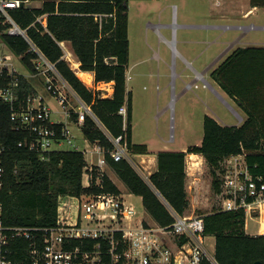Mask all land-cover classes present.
I'll use <instances>...</instances> for the list:
<instances>
[{
  "label": "trees",
  "instance_id": "obj_1",
  "mask_svg": "<svg viewBox=\"0 0 264 264\" xmlns=\"http://www.w3.org/2000/svg\"><path fill=\"white\" fill-rule=\"evenodd\" d=\"M36 1L20 0V6L6 7L9 16L25 35L9 33L13 24L0 10L2 41L32 74L38 72L35 63L39 54L36 50L41 52L81 99L91 106L111 136L124 134L130 153L149 154L147 144H138L132 139L133 98L127 87L131 0H44L40 6L33 4ZM251 3L253 7H264V0H251ZM63 41L71 42L81 70L94 72L96 84L113 81L111 96H103L100 89L90 88L82 81L64 57ZM211 76L246 117L240 125H222L214 117L206 115L201 144L191 145L187 151H158L157 168L149 175V182L128 160L115 161L110 156L108 151L113 148V143L92 116L88 115L82 125L84 136L105 149L107 164L130 193L142 197L145 210L162 226L174 222L162 198L181 215L189 209L187 154H200L206 159L216 194L221 191V162L229 155L245 150L248 162L259 164L258 168L252 166L253 171L264 172V46L236 48L212 70ZM9 82L6 74L0 78L1 86ZM17 91L21 101L27 95L37 93L24 75H20ZM124 104L128 106L126 129L124 117L119 113ZM11 114V105L0 101V138L6 146L2 156L4 173L0 200L6 225H55L58 197L63 194L121 193L105 172L101 175L103 187L96 185L100 176L96 166L90 171L91 186H84V173L89 168L82 150L53 149L47 160H41L38 153L20 146L19 142L24 141L28 133L15 128ZM76 116L72 113L71 117L77 120ZM64 125L60 122L55 126L60 130ZM203 218L205 234L215 238L214 255L219 264H253L256 261L264 264V234L254 236L246 232L244 211L214 207ZM28 245V241L20 240L12 257L16 261L21 260ZM202 264L211 263L204 260Z\"/></svg>",
  "mask_w": 264,
  "mask_h": 264
},
{
  "label": "built area",
  "instance_id": "obj_2",
  "mask_svg": "<svg viewBox=\"0 0 264 264\" xmlns=\"http://www.w3.org/2000/svg\"><path fill=\"white\" fill-rule=\"evenodd\" d=\"M20 5V0H0V10L13 24L8 31L11 34H20L21 29L9 16L6 7ZM251 12L248 11L245 16ZM237 27L245 32L264 30V25ZM36 51L39 54L35 63L38 72L31 75L44 77L46 91L56 97L66 121L75 113L77 123L82 127L86 117L92 116L113 143V148L108 151L110 156L115 161L126 159L132 163L125 135L111 136L94 115L91 106L81 99L55 66ZM39 59L45 63H39ZM11 60L10 55L0 57V78L5 74L10 78L7 85H0V101L11 105L15 128L28 133L19 145L38 153L41 160H47L48 153L55 149L56 144L68 142L73 145L74 134L66 122L60 130L57 129L55 125L62 121L53 120L54 109L39 93L29 94L23 101L20 100L17 89L22 74ZM45 64L48 68L42 69ZM131 78L127 73V81ZM119 113L124 117L126 129L128 106L124 104ZM5 151L6 146L0 138V186ZM96 151L100 154L96 165L88 167L89 171L84 173L83 184L86 187L92 184L90 171L94 170V166L100 173L96 185L103 187L101 175L107 164L105 149L98 144ZM252 166L258 168L259 164L251 165L245 150L225 157L221 162V191L217 197L220 209L244 211L245 229L249 221L256 222L258 230L254 236H257L264 234V172H255ZM164 203L174 218L168 226L158 224L144 210L150 221L146 219L144 212H138L122 193L63 194L58 197L56 224L30 227L6 225L0 200V264H202L204 260L219 264L214 252L208 248L203 216L181 215L166 201ZM20 240L28 241L29 245L24 250V257L16 261L12 256Z\"/></svg>",
  "mask_w": 264,
  "mask_h": 264
},
{
  "label": "rangeland",
  "instance_id": "obj_3",
  "mask_svg": "<svg viewBox=\"0 0 264 264\" xmlns=\"http://www.w3.org/2000/svg\"><path fill=\"white\" fill-rule=\"evenodd\" d=\"M43 1L38 0L33 4L39 6ZM251 8V0H224L221 4H216V0L130 1L128 35L129 74L132 80L127 83V87L133 98V142L147 144L155 153L161 150H182L187 146L201 144L206 115L220 117V121L226 125L243 122L246 116L236 103L224 96L230 107L226 103L224 105L207 87L211 84L220 91L212 80L211 72L222 62L214 63L229 43L237 41V47L264 44V30L245 32L237 27L264 25V7H257L251 15L245 16ZM228 25L232 27L227 28ZM173 40L175 43L172 47L169 42ZM11 52L0 36V57L11 55ZM11 57L14 66L23 74L26 73L20 58L14 54ZM38 62L45 63L41 59ZM209 65L211 67L206 71ZM46 68L47 64L42 66V69ZM194 69L199 73L196 78L197 72ZM29 80L54 109L53 120L66 121L56 97L46 91L44 77H29ZM87 85L104 93L111 88L110 84L95 86L93 81ZM74 131V145L65 142L55 147L74 150L78 146L82 151L94 148L90 141L85 140L81 129ZM88 156L91 161L92 157ZM130 157L135 168L149 182V173L142 166L139 167L136 154L130 153ZM199 164H194V167L200 175V192L204 196L205 206L199 208L191 205L185 213L188 215L203 216L219 204L217 194L212 189L213 177L209 164L205 158ZM111 177L138 212H144L142 197L131 194L118 176ZM144 217L149 220L145 212ZM246 228L248 234L254 235L258 224L251 220ZM208 241V248L213 252L214 239Z\"/></svg>",
  "mask_w": 264,
  "mask_h": 264
},
{
  "label": "crops",
  "instance_id": "obj_4",
  "mask_svg": "<svg viewBox=\"0 0 264 264\" xmlns=\"http://www.w3.org/2000/svg\"><path fill=\"white\" fill-rule=\"evenodd\" d=\"M221 2H224V0H216V4H221ZM224 4V3H222ZM40 6V5H39ZM257 9V7H253L251 9H249L248 11H252L251 14L253 13V11ZM247 11V12H248ZM250 14V15H251ZM214 27H217V26H214ZM224 28V26H221ZM226 29V28H225ZM4 43V42H3ZM218 44H220V42L218 41L217 42ZM225 44V42H221V44ZM5 44V43H4ZM239 44V42H232V43H229L225 48L224 50L221 52V54L218 56V58L216 59V61L214 63H217L219 62L220 60L221 61H224L237 47V45ZM61 46L63 47L64 49V52H65V59L70 63L71 67L76 71L77 75L83 79L80 74L81 73H88L91 75L92 77V81L93 83L95 84V86H97L98 84H110L111 85V88L108 89V96H111L113 94V91H114V86H113V81L112 82H101V83H98L96 84L95 83V76H94V72L92 71H82L81 68H80V61L78 59V57L76 56V54L74 53L73 51V48L71 46V42L70 41H63L61 42ZM251 46H264V44H256V45H252ZM246 47V46H245ZM238 48V47H237ZM14 53L11 52V55L12 56ZM15 55V54H14ZM16 56V55H15ZM211 65H209L207 68H206V71L210 69ZM27 70V69H26ZM129 71H131V66L129 67L127 73H129ZM195 72H197L196 69H194ZM22 75H24L26 78L29 79V77H36V76H32L28 70L26 73H22ZM196 74H199L198 72L195 73V78H196ZM41 77H43L42 75H39ZM194 78V80H195ZM132 80V78H131ZM212 80L216 83V85L218 86V88L220 89V91H217L211 84L207 87V88H210L215 94L216 96L223 102V104L225 105V103L229 106V103L228 101L226 100V98L224 96H227L230 100H232L234 103L235 101L228 95L226 94L222 89L221 87L219 86V84L212 78ZM129 83V81L127 82ZM87 84V83H86ZM88 86V85H87ZM211 86V87H210ZM205 87V86H203ZM36 88V87H35ZM37 90V93H39L38 89L36 88ZM223 95H222V94ZM40 94V93H39ZM106 93L103 92V96H105ZM44 97V96H43ZM45 98V97H44ZM45 102L46 103H49L47 101V99L45 98ZM230 107V106H229ZM174 116V115H173ZM212 117H214L216 120H218L219 123H221L222 125H226L227 123H224V122H221L220 121V117L217 118L215 115ZM244 120V119H243ZM62 122H66L68 124V126L71 128L72 130V133L74 134V139L76 137V133H75V129H81L82 130V127L77 123V120H73L72 118L69 119L68 121H62ZM240 122V121H239ZM241 123H236V124H231V125H240ZM104 130V129H103ZM105 131V130H104ZM106 133V132H105ZM107 134V133H106ZM84 137V135H83ZM85 140L87 139L86 137H84ZM88 140V139H87ZM89 141V140H88ZM92 143V142H91ZM63 143H59V144H56V145H62ZM94 148L91 149V150H83L84 153H85V156H86V159H87V162H88V167L90 166H93L94 164L96 165L97 163V160L100 156V154L97 153L96 149L98 148V144L97 143H92ZM55 145V146H56ZM74 145V144H73ZM197 145V144H196ZM148 148H149V154H136L137 158H138V161L140 163V166L139 167H143V169L147 170L149 175L154 171L156 170L157 168V158H156V153L154 152L153 149L150 148L149 145H147ZM55 149H58L57 147H54ZM75 149H79L78 146H76ZM169 149V148H168ZM188 149V146L183 148L182 150H172V151H187ZM80 150V149H79ZM90 155L92 157V160L89 161V156ZM196 159V160H195ZM204 159V157L200 154H194V153H191V154H187V192H188V197H189V201H190V206L192 205L193 207H196V206H199V208H203L205 206V202H204V199L201 195V192H200V175L197 173V171H195V165L194 164H197V166H200V161H202ZM200 160V161H199ZM94 161V162H93ZM195 161V162H193ZM133 165V167L135 168L134 166V163L132 162L131 163ZM136 169V168H135ZM137 170V169H136ZM138 171V170H137ZM104 172L111 178V180L114 182V180L112 179L111 175H115V176H118L115 171L112 169V167L108 164H106L104 166ZM139 172V171H138ZM140 174V173H139ZM115 183V182H114ZM119 188V186H118ZM132 194V193H131ZM190 195V196H189ZM192 200V201H191ZM194 201V202H193ZM197 202V203H196ZM202 204V205H200ZM189 206V208H190ZM210 238H213L214 239V244H213V252H214V249H215V238L213 236H208V240ZM209 242V241H208ZM210 245V244H209Z\"/></svg>",
  "mask_w": 264,
  "mask_h": 264
},
{
  "label": "bare ground",
  "instance_id": "obj_5",
  "mask_svg": "<svg viewBox=\"0 0 264 264\" xmlns=\"http://www.w3.org/2000/svg\"><path fill=\"white\" fill-rule=\"evenodd\" d=\"M170 45L173 47L174 46V40L173 41H170L169 42ZM80 76L84 79V81L87 83V84H90L92 82V77L90 74L88 73H81Z\"/></svg>",
  "mask_w": 264,
  "mask_h": 264
},
{
  "label": "water",
  "instance_id": "obj_6",
  "mask_svg": "<svg viewBox=\"0 0 264 264\" xmlns=\"http://www.w3.org/2000/svg\"><path fill=\"white\" fill-rule=\"evenodd\" d=\"M20 34L25 35V32L21 30ZM82 81L86 84V82L84 81V79H82ZM87 85V84H86ZM158 195L162 198L161 194L159 192H157ZM164 199V198H163ZM165 201V200H164ZM253 264H263L261 261H256Z\"/></svg>",
  "mask_w": 264,
  "mask_h": 264
}]
</instances>
